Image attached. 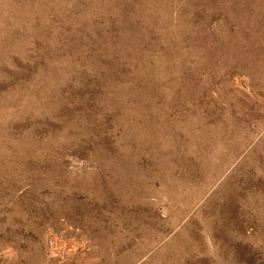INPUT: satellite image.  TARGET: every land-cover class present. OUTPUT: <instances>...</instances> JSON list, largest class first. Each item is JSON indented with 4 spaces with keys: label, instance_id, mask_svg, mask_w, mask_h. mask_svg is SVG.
Returning a JSON list of instances; mask_svg holds the SVG:
<instances>
[{
    "label": "rangeland",
    "instance_id": "374dc122",
    "mask_svg": "<svg viewBox=\"0 0 264 264\" xmlns=\"http://www.w3.org/2000/svg\"><path fill=\"white\" fill-rule=\"evenodd\" d=\"M0 264H264V0H0Z\"/></svg>",
    "mask_w": 264,
    "mask_h": 264
}]
</instances>
